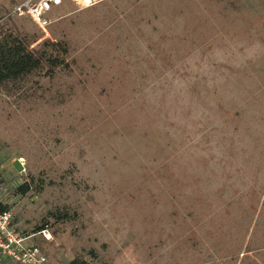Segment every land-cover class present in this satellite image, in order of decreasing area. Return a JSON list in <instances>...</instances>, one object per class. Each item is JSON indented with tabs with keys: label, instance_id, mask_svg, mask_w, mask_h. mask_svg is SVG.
<instances>
[{
	"label": "rangeland",
	"instance_id": "rangeland-1",
	"mask_svg": "<svg viewBox=\"0 0 264 264\" xmlns=\"http://www.w3.org/2000/svg\"><path fill=\"white\" fill-rule=\"evenodd\" d=\"M24 1L0 0V26L30 48L67 31L75 63L0 94L24 244L48 264H264V0H61L45 32Z\"/></svg>",
	"mask_w": 264,
	"mask_h": 264
},
{
	"label": "trees",
	"instance_id": "trees-1",
	"mask_svg": "<svg viewBox=\"0 0 264 264\" xmlns=\"http://www.w3.org/2000/svg\"><path fill=\"white\" fill-rule=\"evenodd\" d=\"M64 22L65 20H61L58 25ZM5 26H0V94L22 96L33 86L42 89L43 80L54 82L60 75H71L75 63L71 59L73 49L67 31L62 30L57 42L46 39L30 48L36 38H29L19 32L16 26L4 28ZM161 58L168 63L167 56L163 55ZM29 188V185L21 186L18 192L25 194ZM0 210L7 211L2 206ZM53 219L52 225H46L38 232L50 229L54 235L55 228L70 220L67 214H58ZM88 253L94 255L92 251ZM69 264L88 263L81 258H75Z\"/></svg>",
	"mask_w": 264,
	"mask_h": 264
},
{
	"label": "built area",
	"instance_id": "built-area-1",
	"mask_svg": "<svg viewBox=\"0 0 264 264\" xmlns=\"http://www.w3.org/2000/svg\"><path fill=\"white\" fill-rule=\"evenodd\" d=\"M88 5L90 2H85ZM61 0H26L14 11L25 14L43 32L50 25L46 15L53 7L59 6ZM11 215L8 211L0 210V256H5L16 264H48L46 257L36 248L27 247L24 239L12 229Z\"/></svg>",
	"mask_w": 264,
	"mask_h": 264
},
{
	"label": "bare ground",
	"instance_id": "bare-ground-1",
	"mask_svg": "<svg viewBox=\"0 0 264 264\" xmlns=\"http://www.w3.org/2000/svg\"><path fill=\"white\" fill-rule=\"evenodd\" d=\"M85 2H89L88 0H85Z\"/></svg>",
	"mask_w": 264,
	"mask_h": 264
}]
</instances>
